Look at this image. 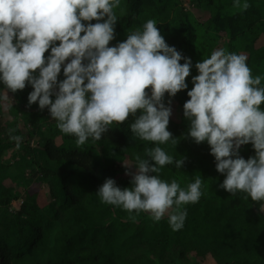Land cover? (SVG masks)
Wrapping results in <instances>:
<instances>
[{"label": "trees", "instance_id": "trees-1", "mask_svg": "<svg viewBox=\"0 0 264 264\" xmlns=\"http://www.w3.org/2000/svg\"><path fill=\"white\" fill-rule=\"evenodd\" d=\"M190 2L193 9H186L181 0H120L114 10L115 39L109 44L125 41L130 30L141 29L151 19L166 43L192 61L187 89L174 98L166 93L164 99L166 106L171 99L168 130L176 144L159 145L174 160L161 169L162 180H176L187 189L197 175L202 179L200 200L183 206V229H171L172 210L159 222L144 212L132 220L122 207L101 203L97 195L107 178L130 188L124 164L135 166L137 156L147 158L146 147L157 146L134 137L131 116L123 124L110 125L101 140L90 138L78 147L74 136L60 132L47 109L41 111L38 103L28 106L34 90L30 85L12 93L0 81V264H208L209 258L215 264H264V212L259 202L220 187L225 177L217 172L207 142L198 145L188 137L183 107L194 87L192 78L199 75L196 63L214 50L245 55L253 78L260 76L264 87V0H241L250 5L246 11L234 8V0ZM50 54L51 48L46 60ZM64 79L62 66L58 81ZM146 91L151 93V88ZM9 129L23 138L19 148L10 140ZM38 135L41 142L32 147ZM12 149L15 154L9 160ZM240 155L247 160L255 150L244 145ZM182 157L184 166L177 168L175 160ZM35 183L45 189L44 203L38 193L20 190ZM19 198L24 203L14 211L12 203Z\"/></svg>", "mask_w": 264, "mask_h": 264}, {"label": "clouds", "instance_id": "clouds-1", "mask_svg": "<svg viewBox=\"0 0 264 264\" xmlns=\"http://www.w3.org/2000/svg\"><path fill=\"white\" fill-rule=\"evenodd\" d=\"M119 7L120 0H0V81L12 93L30 85L34 90L28 106L38 103L41 111L47 109L60 132L74 136L78 147L90 138L101 140L110 125L131 116L134 137L157 146L145 148L146 159L136 157L135 172L124 164L130 188L107 178L97 195L101 203L122 207L132 220L144 212L159 222L172 210L168 223L179 231L187 218L183 206L202 196V179L197 175L187 189L176 180H162L161 169L174 160L159 145L176 144L168 130L171 99L168 106L164 99L166 93L174 98L187 89L192 61L166 43L151 19L109 47ZM233 7L246 11L250 5L234 0ZM62 66L65 79L58 81ZM195 67L199 75L192 78L194 87L183 106L187 135L198 145L210 146L216 170L225 177L220 187L232 196L246 194L243 199L259 202L264 212L261 77L253 78L245 55L223 49ZM14 132L9 129V138L19 148L23 138ZM248 144L255 156L245 160L240 149ZM184 162L183 157L175 160V166L182 168Z\"/></svg>", "mask_w": 264, "mask_h": 264}, {"label": "rangeland", "instance_id": "rangeland-1", "mask_svg": "<svg viewBox=\"0 0 264 264\" xmlns=\"http://www.w3.org/2000/svg\"><path fill=\"white\" fill-rule=\"evenodd\" d=\"M181 2H183V5L186 9H193V4H191L190 0H181ZM4 96L6 98V101L7 103L11 104L12 100H11V97L10 95L8 94L7 91L4 92ZM25 141L27 142V139L25 138ZM41 142V139H40V136L38 135L36 138H34L33 140H31V146L32 147H37ZM15 154V149H12L10 151L7 152V155H8V159H12L13 156ZM129 167L130 169L135 172V166L132 164V163H129ZM20 190L23 192V193H29V192H32V193H38L39 195V200L41 203H44L45 202V189L42 185L40 184H32L30 187H27V188H20ZM208 264H215V262L209 258L208 260Z\"/></svg>", "mask_w": 264, "mask_h": 264}, {"label": "built area", "instance_id": "built-area-1", "mask_svg": "<svg viewBox=\"0 0 264 264\" xmlns=\"http://www.w3.org/2000/svg\"><path fill=\"white\" fill-rule=\"evenodd\" d=\"M23 203H24V199L23 198L16 199L12 203V210H14V211L19 210Z\"/></svg>", "mask_w": 264, "mask_h": 264}]
</instances>
